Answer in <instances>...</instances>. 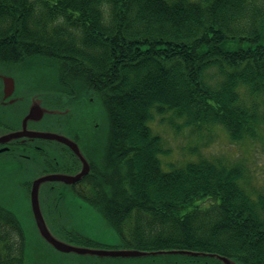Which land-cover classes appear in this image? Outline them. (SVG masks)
Segmentation results:
<instances>
[{
	"label": "trees",
	"instance_id": "1",
	"mask_svg": "<svg viewBox=\"0 0 264 264\" xmlns=\"http://www.w3.org/2000/svg\"><path fill=\"white\" fill-rule=\"evenodd\" d=\"M0 62L54 71L45 78L71 101L101 99L109 126L100 155L59 190L82 193L124 246L264 264V195L246 192L238 166L202 159L165 171L149 125L154 109L172 110L186 125L255 135L259 112L249 103L264 93V0H0ZM25 248L19 216L0 205V264H25Z\"/></svg>",
	"mask_w": 264,
	"mask_h": 264
},
{
	"label": "rangeland",
	"instance_id": "2",
	"mask_svg": "<svg viewBox=\"0 0 264 264\" xmlns=\"http://www.w3.org/2000/svg\"><path fill=\"white\" fill-rule=\"evenodd\" d=\"M35 69L34 74L29 70L27 76L32 75L38 79H45L47 75L55 76L52 70ZM252 104L258 108V126L255 135L247 134L241 139L232 138L229 130L220 123L186 125V119L174 111L160 113L154 109L149 125L163 143L164 151L160 155L163 169L168 171L202 159L238 166L243 171L240 184L246 192L254 199L264 195V93L254 96L249 105ZM76 112L87 127L89 123L94 128L98 126L100 137L104 138L109 122L101 99L93 104L77 105ZM0 195L4 196V202L13 208L23 224L26 235L25 264H94L98 261L99 256L62 251L50 243L30 211L25 188L0 181ZM92 207L84 206L78 197H71L64 207L63 225L49 227L50 232L60 241L77 247L130 249L121 243L118 232Z\"/></svg>",
	"mask_w": 264,
	"mask_h": 264
},
{
	"label": "flooded vegetation",
	"instance_id": "3",
	"mask_svg": "<svg viewBox=\"0 0 264 264\" xmlns=\"http://www.w3.org/2000/svg\"><path fill=\"white\" fill-rule=\"evenodd\" d=\"M27 72L25 64L0 62V181L25 188L32 212L31 190L36 178L54 172L73 174L83 165L80 156L68 144L36 137L32 133L56 132L72 138L82 147L92 167L97 161L94 156L100 155V132L98 126L96 129L91 123L87 127L76 112L77 105L95 103L93 96L88 98L89 101H71L67 87L58 88L60 82L57 80L37 79L27 76ZM36 107L43 112L39 119L32 117ZM63 187L61 182H50L40 188V206L51 226L63 225L58 209H64L70 193L74 197H83L77 191L59 190ZM0 205L14 211L1 195ZM48 214L55 215L49 219ZM97 259L94 264L196 263L195 258L99 256Z\"/></svg>",
	"mask_w": 264,
	"mask_h": 264
},
{
	"label": "water",
	"instance_id": "4",
	"mask_svg": "<svg viewBox=\"0 0 264 264\" xmlns=\"http://www.w3.org/2000/svg\"><path fill=\"white\" fill-rule=\"evenodd\" d=\"M42 110L40 107H36L34 112L32 113V117L35 119H39L42 117ZM36 137H44L49 139H57L68 144L71 148H73L76 153L80 156L82 161V168L73 173H62V172H54L49 173L43 176L36 178L32 185L31 190V204H32V212L33 216L36 220L38 227L40 228L42 234L48 239L50 243H52L57 249L62 251H75L83 254H93L96 256H113V257H142V256H155V255H167V254H180L185 256H210L214 257L222 262V264H239L237 260L233 258H229L223 255L214 254V253H205L194 250L187 249H174V250H156V251H147V250H139L135 248L130 249H89L84 247H77L67 243H64L54 237L49 230L50 225L48 224L46 217L40 206L39 193L40 188L45 183L50 182H61L64 185L71 186L77 181L81 180L84 176L91 172L90 160L86 156L82 147L78 143H76L72 138L61 135L56 132H47V131H34L32 133ZM71 192V191H70ZM69 197H74L71 195Z\"/></svg>",
	"mask_w": 264,
	"mask_h": 264
}]
</instances>
